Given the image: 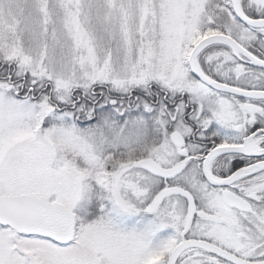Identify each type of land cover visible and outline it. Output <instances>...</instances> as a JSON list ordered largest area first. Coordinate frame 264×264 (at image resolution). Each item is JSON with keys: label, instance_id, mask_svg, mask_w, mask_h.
<instances>
[{"label": "snow or ice", "instance_id": "obj_1", "mask_svg": "<svg viewBox=\"0 0 264 264\" xmlns=\"http://www.w3.org/2000/svg\"><path fill=\"white\" fill-rule=\"evenodd\" d=\"M0 264H264V0H0Z\"/></svg>", "mask_w": 264, "mask_h": 264}]
</instances>
